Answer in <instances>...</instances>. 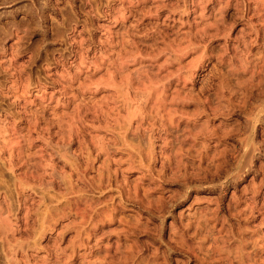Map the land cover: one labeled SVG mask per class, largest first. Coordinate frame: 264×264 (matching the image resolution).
Here are the masks:
<instances>
[{
    "label": "rangeland",
    "instance_id": "obj_1",
    "mask_svg": "<svg viewBox=\"0 0 264 264\" xmlns=\"http://www.w3.org/2000/svg\"><path fill=\"white\" fill-rule=\"evenodd\" d=\"M0 264H264V0H0Z\"/></svg>",
    "mask_w": 264,
    "mask_h": 264
}]
</instances>
